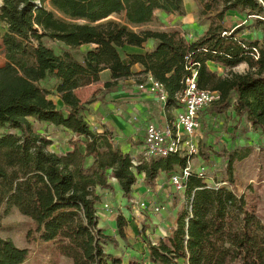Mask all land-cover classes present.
Returning a JSON list of instances; mask_svg holds the SVG:
<instances>
[{"label": "trees", "instance_id": "16d2710c", "mask_svg": "<svg viewBox=\"0 0 264 264\" xmlns=\"http://www.w3.org/2000/svg\"><path fill=\"white\" fill-rule=\"evenodd\" d=\"M182 1L0 0L5 58L0 65V213L15 208L25 216L29 220L25 236L50 243L51 255L67 257L72 264H123L105 251L117 242L116 237L96 227L98 191L111 188L108 180L114 177L124 196H129L141 173L150 185L159 173L168 176L185 165L186 158L177 154L131 158L111 142L108 131H92L84 116L92 98L81 101L74 90L97 81L101 71H110V80L104 82L110 88L139 64L162 83L166 103H173L194 70L199 88L219 93L211 111L232 107L238 118L264 133V30L260 41L242 36L241 26H213L185 41L176 30L139 28L157 20L155 10L184 15ZM202 1L195 0L197 6ZM204 3L208 9H219L220 19L227 10L258 15L264 29V0ZM43 37L67 48L56 54L43 44ZM149 39L155 41L152 50L126 51ZM82 45L90 47L81 50ZM242 62L247 70L224 75L209 65L231 69ZM47 77L54 79L63 108L40 85ZM41 123L69 130L71 148L60 154L48 150L50 140L34 130ZM226 174L232 182L231 158ZM229 185H208L190 174L176 226L166 241L149 245V262L264 264V221L253 204ZM125 225L118 214L115 226L121 239ZM27 258L28 248L0 236V264H23Z\"/></svg>", "mask_w": 264, "mask_h": 264}, {"label": "rangeland", "instance_id": "374dc122", "mask_svg": "<svg viewBox=\"0 0 264 264\" xmlns=\"http://www.w3.org/2000/svg\"><path fill=\"white\" fill-rule=\"evenodd\" d=\"M182 2L183 7L185 8L184 15L179 17L175 15V17H173L174 14L165 15L161 11L159 12L155 10L154 13L157 16V20L154 23L140 26L139 28H150L160 31H174L176 29H181V32L187 33V35H192L193 39H196L213 26H218L224 29L241 26L242 31L240 34L244 37L251 40L259 39L261 41L262 39L264 29L257 21L260 20L258 15L227 10L220 19L216 15L217 10L219 9L214 6H211L210 9L206 8L204 0L200 4L201 7L197 6L195 0H183ZM3 33L4 27L1 24L0 65H3L5 62L1 44V35ZM41 40L46 47L52 48L56 54H61L63 50L67 48L62 42L57 40H50L46 37H43ZM147 41L153 40L149 39ZM88 47H90V45H82L81 50ZM135 65H133L131 69L132 74L130 76L133 75V83L138 84L145 80V75H141L143 73L145 74V72L142 71L141 66L140 71H136L134 68ZM247 68V64L242 62L231 69L222 67L216 68L215 66L214 70L219 75H224L229 72H244ZM107 79L110 80V75L109 77L102 76V78L99 76L97 82L102 85ZM95 82L96 81L92 83ZM54 83V79L47 77L40 82V85L49 91L48 97L52 99L53 102H58L57 99L59 97L54 92ZM211 109V106L207 108L200 118L203 122L200 129L195 134V137L198 140V154L193 156L191 162L193 164L201 163L207 166V175L210 177L208 180L209 184L212 185L219 182H226L225 184H230L229 186L234 189L238 195L243 194L247 200L253 204L257 213L264 221V133L259 129L251 128L245 118H238L232 107H228L221 112H213ZM35 126V132L40 134V136L45 137L47 140H50V144L47 145L48 150L60 154V147L62 150L65 147L68 150L71 148L69 142L72 140L73 134H71L72 137H69L68 135L66 137L63 129L51 127V124L48 125V123H41ZM228 158L232 159V182L226 179ZM143 179L144 174L141 173L137 185L145 186L144 189H149V185L145 183ZM108 181L111 183V188L98 191L99 194L101 193L100 207H98L99 213L96 212V214L99 215L103 212L106 214V211L102 209L101 204L107 202L111 205L113 211L109 212L108 217H110V219L113 218V213L119 207L128 210L126 213V216L128 217H130L131 212L132 215H137V205L134 203V199L139 200L137 199L138 195H134L137 192L135 188L137 185H135L133 189L131 188L129 196H124L114 177H110ZM105 192H109L108 198L104 196L103 193ZM99 216L96 227L102 229L103 226L102 228L98 226L100 219ZM116 216L117 215L115 214L114 219H116ZM28 222L29 220L21 215L15 208L1 210L0 236L11 239L17 247L28 248V258L23 264H72L71 259L67 257L51 255L50 243H45L37 239L29 241L25 236ZM104 228L105 230L102 229L104 234L116 236L118 238V241L115 244L108 245L105 251L110 255L120 258L123 264H127L128 262L151 264L147 258L148 250H144L143 248L147 246L146 248L148 249L150 244L160 245L164 242L153 241L152 237L147 235L146 229H144L143 226L132 231V229L128 228L126 224L123 229V239H121L116 232L115 221L111 226L104 225ZM142 243L146 246L144 247Z\"/></svg>", "mask_w": 264, "mask_h": 264}, {"label": "crops", "instance_id": "0c3cea01", "mask_svg": "<svg viewBox=\"0 0 264 264\" xmlns=\"http://www.w3.org/2000/svg\"><path fill=\"white\" fill-rule=\"evenodd\" d=\"M175 15L177 14H174L173 17ZM176 31L181 33V29H176ZM154 46V41H147L142 47H126V51L131 53H145L152 50ZM209 65L213 69L215 68L213 64L209 63ZM134 68L136 71H140V65H135ZM216 68L219 67L216 66ZM109 75L107 69L99 73L100 78L102 76L109 77ZM141 75H145L146 77L148 73ZM133 81V75L128 76L124 79H119L116 85L110 88H105L104 83L101 85L96 81L95 83L76 88L74 94L81 101L92 98L91 102L86 105V110L84 111L85 119L92 131L96 133H101L104 130L108 131L111 135V142L123 153H128L131 158L139 159V157H142L141 149L146 125L149 122L164 125L172 121L179 111L180 106L175 101L161 106L153 95L139 90ZM57 100L58 102L54 101L56 106L63 108L62 101L59 98ZM48 125L50 124L48 123ZM51 127L53 126L51 125ZM63 132L66 134V137L67 135L70 137L72 134L66 129H63ZM66 150H68L66 147L63 150L60 147L59 153H64ZM137 183L138 181L132 186V189ZM144 187L140 185L135 187L137 192L134 195H138L137 199H144L153 204H161L163 205V209L156 215L138 210L137 215H132L131 212L130 217H128L126 216L128 212L126 208H123L121 213L126 220L127 227L132 229V231L143 226L146 229L147 235L152 237L153 241H166V237L171 234L172 229L176 226L180 208L185 204L184 194L174 191V188L168 182V176L163 172L152 181L148 186L149 189H144ZM103 194L108 198L109 192ZM97 213H99L98 210ZM115 214L117 213H113L112 219L108 217L109 213L107 212L106 214L105 212L99 214L100 216L97 215L100 217L98 226L101 228L103 226V230H105L104 225L111 226L115 221ZM116 239L118 241L117 237ZM142 245L144 247L146 246L144 243ZM146 247L143 249L148 250Z\"/></svg>", "mask_w": 264, "mask_h": 264}, {"label": "built area", "instance_id": "2783aa9c", "mask_svg": "<svg viewBox=\"0 0 264 264\" xmlns=\"http://www.w3.org/2000/svg\"><path fill=\"white\" fill-rule=\"evenodd\" d=\"M185 41H192L193 36L187 33H179ZM220 68V67H219ZM139 90L146 91L153 95L161 106L167 103V92L162 83L153 78L149 73L145 80L136 84ZM174 101L180 108L172 121L164 125H158L155 122H149L144 131L141 154L148 159L151 157H166L170 154H177L186 158L185 165L171 172L168 175V182L174 188L175 192L183 193L185 181L190 174H196L198 177L209 184L207 166L191 162L193 156L198 154V140L196 133L200 129L202 122L200 118L203 112L219 98L216 90L201 89L196 84L195 71L184 79V88L174 95ZM137 164L136 160H132ZM139 179V176H138ZM137 179V181H138ZM226 182H219L212 185L219 186ZM132 200V199H130ZM137 210L149 212L156 215L163 209L161 204H153L147 200H135ZM100 207V206H99ZM106 212H113L112 207L107 202L101 204ZM122 208H117L114 213L121 214Z\"/></svg>", "mask_w": 264, "mask_h": 264}]
</instances>
